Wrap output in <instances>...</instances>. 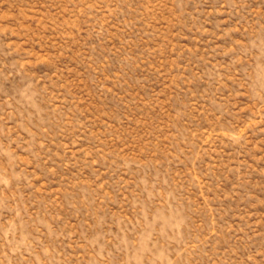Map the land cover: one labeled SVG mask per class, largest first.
Here are the masks:
<instances>
[{"label":"rangeland","instance_id":"1","mask_svg":"<svg viewBox=\"0 0 264 264\" xmlns=\"http://www.w3.org/2000/svg\"><path fill=\"white\" fill-rule=\"evenodd\" d=\"M0 264H264V0H0Z\"/></svg>","mask_w":264,"mask_h":264}]
</instances>
